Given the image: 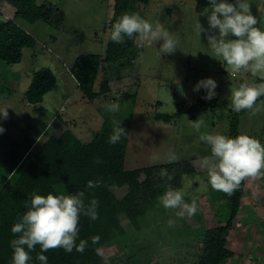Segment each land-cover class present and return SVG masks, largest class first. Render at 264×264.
Masks as SVG:
<instances>
[{"label":"rangeland","instance_id":"obj_1","mask_svg":"<svg viewBox=\"0 0 264 264\" xmlns=\"http://www.w3.org/2000/svg\"><path fill=\"white\" fill-rule=\"evenodd\" d=\"M195 1L150 0L147 6L136 4L134 13L179 37L177 50L160 55L162 42L149 43L136 37L133 56L119 63L101 65L94 91H99L106 82L109 92L88 102L69 70L81 55L104 58L114 0H35L46 9L50 7L51 17L59 20L58 27L54 26V19L51 23L27 24L15 18V9L6 0H0V19L14 20L36 40L34 48L23 51L19 64H0V110L8 108L7 117H0V127L4 129L0 134V173L7 170L12 157L25 151V143L31 142L35 135L27 131L37 121L47 127L30 143L31 153L67 129L80 141L89 142L103 125L115 127L117 122L129 121L125 170L183 162L195 170L194 175H186L193 182L185 188V200L190 203L196 199L197 213L181 217L177 215L181 209H169L167 221H171L172 214L176 219L173 227L177 226L178 230L167 227L168 223L159 228L148 225L140 233L121 217L125 236H114V245L102 251L109 264H123L129 257H133L135 264H196L206 230L225 226L230 216L222 191L210 186L205 189L197 179L206 177L201 159L210 155L209 147L199 136L205 132L228 136L229 122L237 113L232 108L230 92L240 83L264 84V73L247 70L233 73L213 56L206 36L214 31L201 33L200 37L197 34V20L208 29L207 9L197 14ZM249 3L252 14L260 19L259 28L264 30V0H249ZM41 69L53 73L56 89L40 105L30 106L24 95L33 74ZM206 77L217 82V95L212 100L201 101L204 91L194 92L193 86ZM110 102L118 103L119 111H107ZM63 105L58 117L50 122ZM34 109L46 112L40 117ZM163 115L169 117L167 121L158 117ZM196 120L203 121L199 132L190 123ZM239 123L241 134L264 144V95L258 97L254 109L247 110ZM172 154L176 159H170ZM143 179L140 175V180ZM245 179L246 193L226 238L225 247L232 257L221 264H264V177ZM162 188L163 193L170 190L166 185ZM111 191L118 199L127 193L126 188L112 187ZM59 193H62L60 189Z\"/></svg>","mask_w":264,"mask_h":264},{"label":"trees","instance_id":"obj_2","mask_svg":"<svg viewBox=\"0 0 264 264\" xmlns=\"http://www.w3.org/2000/svg\"><path fill=\"white\" fill-rule=\"evenodd\" d=\"M15 9V18L34 25L38 22L51 23L50 7L36 4L35 0H6ZM150 0H114L113 13L109 21V33L104 58L96 55H81L75 59L69 72L76 82L78 90L88 102H93L109 92L108 84L102 83L99 91H94L101 65L115 64L134 55L136 37L125 38V43L118 44L109 38L110 29L116 20L124 14L134 13L136 4L147 6ZM208 8L207 0L195 1V12L203 13ZM257 27L260 19L257 17ZM54 26L58 27L57 19ZM53 26V27H54ZM36 40L18 26L14 20L0 19V64L7 66L19 64L23 51L32 49ZM2 72V71H0ZM57 81L49 69H41L33 74L24 98L28 105L36 106L43 103L45 96L56 89ZM201 96V101L203 100ZM40 117L46 112L43 109H34ZM248 109L241 110L232 116L228 136L240 135L239 122ZM165 121L168 116H158ZM47 124L37 121L27 132L32 135L31 142L43 133ZM125 135L117 144L108 142L114 126L105 124L89 142H82L71 131L66 130L58 138L51 137L45 141L36 153L28 151L30 143H25V151L18 157H12L10 165L4 173H0V264H11L12 248L10 241L16 237L11 227L27 211L26 201L33 192L40 195L48 193L60 194L85 191L87 204L91 199L98 203V219L90 220L81 216L79 221V238L88 240L84 252L66 253L63 249H49L44 253L48 257V264H109L102 256V251L114 245V236L124 237L125 229L121 225L124 217L129 226L140 233L149 226L163 227L167 225V212L159 202L163 194V185L170 189H179L182 186V177L194 175V168L188 163H174L144 168L142 170L127 171L124 168L126 149L129 140L131 123L121 122ZM38 130V132H37ZM34 142V141H33ZM8 164V162H7ZM166 168L173 179H162L160 170ZM140 175L144 176L140 180ZM100 180L98 187L87 189L88 181ZM246 179L240 186L228 195L221 192V197L227 202L230 211L225 226L206 230L204 233L203 248L196 264H221L232 257V253L225 247L226 238L232 230L234 220L240 208V202L245 192ZM126 188V195L118 199L111 188ZM171 214V213H170ZM171 221L176 220L172 218ZM167 221V222H166ZM176 224L167 226L170 229ZM99 236L98 243H92L91 237ZM79 241H77L78 243ZM39 245L31 253L29 264H39L36 259ZM133 257H129L123 264H135Z\"/></svg>","mask_w":264,"mask_h":264},{"label":"clouds","instance_id":"obj_3","mask_svg":"<svg viewBox=\"0 0 264 264\" xmlns=\"http://www.w3.org/2000/svg\"><path fill=\"white\" fill-rule=\"evenodd\" d=\"M208 29H204L197 20V34L214 31L207 35L208 48L215 58L226 64L233 73L241 70L251 71L253 74L264 73V30L257 27V18L251 12L249 0H207ZM204 14V15H205ZM138 37L141 40L162 42L159 53L171 54L177 50L179 37L160 24L155 26L137 13L124 14L119 17L110 29V40L123 44L125 38ZM217 82L206 77L196 82L194 92L204 91L205 100L216 97ZM264 95V84L249 85L240 83L230 92L231 105L234 111L253 110L258 97ZM120 105L110 102L106 105L109 112L119 111ZM8 108L0 110V117L6 118ZM197 132L203 121L190 122ZM4 129L0 127V134ZM125 135L121 122H117L108 142L117 144ZM210 149V155L201 159V167L206 170V177L201 180L203 187H211L231 195L242 180L248 177H264V144L247 134L235 137L221 133L205 132L199 136ZM170 159H176L175 154ZM162 179L171 180L173 176L166 168L159 173ZM184 187L170 189L159 197L160 204L165 209H181L178 216H194L198 211L196 199L186 202L185 188L192 186V179L185 176ZM100 180L88 181L86 188L93 189L100 185ZM85 191L75 193H48L40 195L33 192L26 201L27 211L11 227L16 237L10 241L12 248L11 264H29L31 253L39 245L36 259L39 264H48V257L44 254L49 249H63L71 253L73 249L83 253L88 240L79 238L80 217L86 216L90 220L98 219V201L91 199L85 203ZM174 221H169L171 226ZM100 237H91L92 243H98ZM77 241H79L77 243Z\"/></svg>","mask_w":264,"mask_h":264},{"label":"crops","instance_id":"obj_4","mask_svg":"<svg viewBox=\"0 0 264 264\" xmlns=\"http://www.w3.org/2000/svg\"><path fill=\"white\" fill-rule=\"evenodd\" d=\"M74 81V80H73ZM66 105V104H65ZM64 107V105L62 106V107H60V109H59V111L55 114V116L52 118V120H50V122H52L54 119H56L57 117H58V114L62 111V108ZM245 193H246V190H245V192H244V195H245ZM243 195V196H244ZM243 198V197H242Z\"/></svg>","mask_w":264,"mask_h":264}]
</instances>
